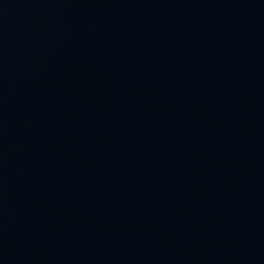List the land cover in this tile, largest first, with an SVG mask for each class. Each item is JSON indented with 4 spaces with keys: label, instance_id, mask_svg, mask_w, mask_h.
<instances>
[{
    "label": "water",
    "instance_id": "1",
    "mask_svg": "<svg viewBox=\"0 0 264 264\" xmlns=\"http://www.w3.org/2000/svg\"><path fill=\"white\" fill-rule=\"evenodd\" d=\"M0 264H264V0H0Z\"/></svg>",
    "mask_w": 264,
    "mask_h": 264
}]
</instances>
